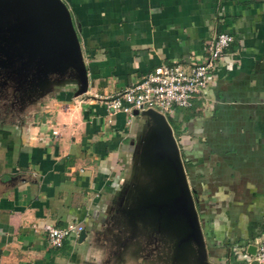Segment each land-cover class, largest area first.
Returning a JSON list of instances; mask_svg holds the SVG:
<instances>
[{
  "label": "crops",
  "instance_id": "0c3cea01",
  "mask_svg": "<svg viewBox=\"0 0 264 264\" xmlns=\"http://www.w3.org/2000/svg\"><path fill=\"white\" fill-rule=\"evenodd\" d=\"M62 1L87 86L75 95L70 68L42 82L2 81L0 264H131L112 262L119 247L104 237L131 227L128 210L151 186L134 164L148 122L106 110L102 99L156 65L189 71L217 31L232 41L208 71L203 97L163 116L195 191L207 257L238 264L230 247H241L245 264L264 232V0ZM135 216V229L150 228L146 215ZM68 222L83 225L82 240L49 246L41 225Z\"/></svg>",
  "mask_w": 264,
  "mask_h": 264
},
{
  "label": "water",
  "instance_id": "95a60500",
  "mask_svg": "<svg viewBox=\"0 0 264 264\" xmlns=\"http://www.w3.org/2000/svg\"><path fill=\"white\" fill-rule=\"evenodd\" d=\"M76 31L62 0H0V60L3 68L17 78L30 75L31 82H42L48 74H60L70 68L79 84L75 95L84 93L87 78ZM132 114L148 122L134 164L152 177V182L140 189L136 206L128 210L132 221L128 222L132 227L135 215L152 216L159 223L178 221L181 240L194 248L186 247L185 252L193 251L196 264H214L207 259L194 191L189 189L170 126L161 113L151 109L134 110ZM83 237L82 230L78 241ZM246 250L253 254L254 245H248Z\"/></svg>",
  "mask_w": 264,
  "mask_h": 264
},
{
  "label": "built area",
  "instance_id": "2783aa9c",
  "mask_svg": "<svg viewBox=\"0 0 264 264\" xmlns=\"http://www.w3.org/2000/svg\"><path fill=\"white\" fill-rule=\"evenodd\" d=\"M231 41L229 34L217 31L206 43V57L192 62L189 71L177 63L156 65L135 83L103 97L105 109L132 116L134 110L151 109L162 115H171L175 108L189 107L193 98L203 97L208 71L215 68ZM41 229L47 244L59 248L66 239L76 241L83 225L78 222L63 226L44 223ZM253 245L254 252L247 254L244 263L264 264V232Z\"/></svg>",
  "mask_w": 264,
  "mask_h": 264
},
{
  "label": "rangeland",
  "instance_id": "374dc122",
  "mask_svg": "<svg viewBox=\"0 0 264 264\" xmlns=\"http://www.w3.org/2000/svg\"><path fill=\"white\" fill-rule=\"evenodd\" d=\"M0 59H3L2 55H0ZM10 65L12 68H14L15 64L12 62ZM1 68H3V66L0 60V69ZM6 76L7 75H5V73L1 76L0 72V99H2L1 96H3L4 100L8 96L4 92L5 84H3V82H8V77L4 78ZM178 109L181 111H187L189 108L183 107ZM165 119L168 121V123H171V120L168 116H165ZM148 219L150 228L145 229L144 226L142 228L138 226V230L133 226L129 229L121 228V232H116L114 238L104 237L106 243L109 245H117L119 247L118 251L113 253L114 255H111L110 259L112 262H120V260L123 259L129 263L131 262V264H196L193 251L191 250L192 252L189 251V253H187L184 250L186 247L189 249L194 248L190 245V243L187 244L181 240V224L178 223V221H161L159 225L158 223L154 222L155 220H153L154 218L152 216ZM200 227L204 240H206L207 235L205 234L204 228L202 225ZM206 248L208 250V244H206ZM230 254L233 258V261L238 264L239 260L244 257L241 247H237V250L234 249V247H230ZM245 256L248 257L246 252ZM208 258L209 257H207V259ZM185 259H187V261H184ZM208 261L215 264H223V262L218 260L213 262L210 258Z\"/></svg>",
  "mask_w": 264,
  "mask_h": 264
},
{
  "label": "flooded vegetation",
  "instance_id": "af4514ba",
  "mask_svg": "<svg viewBox=\"0 0 264 264\" xmlns=\"http://www.w3.org/2000/svg\"><path fill=\"white\" fill-rule=\"evenodd\" d=\"M4 71V73H6L7 74V76L6 77H4V78H7V81L11 78V76H10V72H9V70H7V69H4L3 70ZM4 73H1V76L2 75H4ZM5 74V75H6ZM12 77H14V75L12 76ZM11 80H13V78H11ZM183 163V162H182ZM183 168H184V166H183ZM184 172H185V169H184ZM185 175H186V173H185ZM187 178V177H186ZM188 180V179H187ZM187 183H188V186H189V189L190 190H192V191H194V188H193V186L192 185H190L189 183V180L187 181ZM195 192V191H194ZM194 194V193H193ZM192 195V194H191ZM192 197L195 199V196L194 195H192ZM195 209H196V212H197V216H198V219H199V214H198V211H197V208H196V202H195ZM155 222V221H154ZM156 223H158L159 225H160V223L159 222H156ZM155 226H157V225H155ZM158 227V226H157Z\"/></svg>",
  "mask_w": 264,
  "mask_h": 264
}]
</instances>
